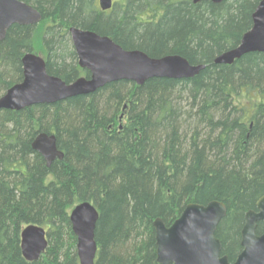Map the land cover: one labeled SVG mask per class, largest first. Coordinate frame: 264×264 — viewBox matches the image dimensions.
<instances>
[{
    "label": "trees",
    "instance_id": "trees-1",
    "mask_svg": "<svg viewBox=\"0 0 264 264\" xmlns=\"http://www.w3.org/2000/svg\"><path fill=\"white\" fill-rule=\"evenodd\" d=\"M19 1L42 19L12 26L0 42V97L22 82L28 53H40L47 74L65 84L88 78L70 28L204 69L188 80L121 81L54 105L0 111V264H79L69 215L83 202L99 214L95 264H158L153 222L169 227L188 204L212 201L226 207L215 237L233 262L244 216L264 195V53L231 66L213 61L239 45L263 0H123L106 16L95 0ZM40 133L54 135L64 155L49 168L31 148ZM29 225L47 239L33 263L20 250ZM263 232L259 223L256 235Z\"/></svg>",
    "mask_w": 264,
    "mask_h": 264
},
{
    "label": "water",
    "instance_id": "water-1",
    "mask_svg": "<svg viewBox=\"0 0 264 264\" xmlns=\"http://www.w3.org/2000/svg\"><path fill=\"white\" fill-rule=\"evenodd\" d=\"M224 0H192L194 5L209 2L214 5ZM112 0H98L101 12L112 9ZM41 14L32 6L19 0H0V42L14 25L34 27L41 22ZM69 35L78 66L89 77H80L71 84L50 76L45 61L32 53L21 60L23 79L0 97V111L18 112L36 105H54L61 101L86 96L116 82H131L141 87L151 79L188 80L204 69L192 66L184 58L172 55L159 59L148 57L137 50L127 51L110 38L91 31L70 28ZM264 53V0L253 15L252 27L239 45L215 57L214 65L231 66L242 56ZM46 167L63 160L54 135L38 134L31 144ZM226 216V207L217 201L207 205L188 204L178 219L166 227L161 219L153 222L155 255L158 264H264V232L256 235L257 225L264 224V195L255 203V210L244 216L240 233L242 251L233 262L221 256L222 246L215 237L217 226ZM99 214L88 202L76 205L69 221L76 238L79 264H95L97 246L94 232ZM47 249L46 231L36 225L26 226L20 236L22 257L29 263L36 262Z\"/></svg>",
    "mask_w": 264,
    "mask_h": 264
},
{
    "label": "rangeland",
    "instance_id": "rangeland-1",
    "mask_svg": "<svg viewBox=\"0 0 264 264\" xmlns=\"http://www.w3.org/2000/svg\"><path fill=\"white\" fill-rule=\"evenodd\" d=\"M123 0H112V2H114V5H116V3H118V2H122ZM95 4H96V6L98 7V0H95ZM98 9H99V7H98ZM37 26V25H36ZM70 41H71V39H70ZM72 45V44H71ZM37 56H39V57H41L42 58V55L40 54V53H38L37 54ZM125 109V107L123 108V110ZM122 113H125V112H122ZM122 115L120 116V123H119V125H120V127L125 123V121L122 119Z\"/></svg>",
    "mask_w": 264,
    "mask_h": 264
},
{
    "label": "flooded vegetation",
    "instance_id": "flooded-vegetation-1",
    "mask_svg": "<svg viewBox=\"0 0 264 264\" xmlns=\"http://www.w3.org/2000/svg\"><path fill=\"white\" fill-rule=\"evenodd\" d=\"M113 3H114V2H113ZM114 6H115V5L112 6V9H111V10H109V11H107V12H102V13H103L105 16H106V15H111L112 12H113V10H114ZM98 7H99V6H98ZM75 55H76V54H75ZM77 63H78V61H77ZM87 73H88V72H87ZM85 78H87V77H85Z\"/></svg>",
    "mask_w": 264,
    "mask_h": 264
},
{
    "label": "bare ground",
    "instance_id": "bare-ground-1",
    "mask_svg": "<svg viewBox=\"0 0 264 264\" xmlns=\"http://www.w3.org/2000/svg\"><path fill=\"white\" fill-rule=\"evenodd\" d=\"M183 212V211H182ZM70 216V215H69Z\"/></svg>",
    "mask_w": 264,
    "mask_h": 264
}]
</instances>
